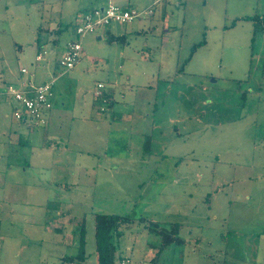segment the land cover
I'll list each match as a JSON object with an SVG mask.
<instances>
[{"label": "rangeland", "instance_id": "obj_1", "mask_svg": "<svg viewBox=\"0 0 264 264\" xmlns=\"http://www.w3.org/2000/svg\"><path fill=\"white\" fill-rule=\"evenodd\" d=\"M109 1L153 13L87 32L62 70L77 13ZM249 16L264 0H0V89L54 79L47 135L0 95V264H100L97 214L132 220L118 262L264 264V23L254 35Z\"/></svg>", "mask_w": 264, "mask_h": 264}, {"label": "built area", "instance_id": "obj_2", "mask_svg": "<svg viewBox=\"0 0 264 264\" xmlns=\"http://www.w3.org/2000/svg\"><path fill=\"white\" fill-rule=\"evenodd\" d=\"M157 2L155 0V3ZM152 13L151 9L145 11L136 8H126L112 1H109L107 5L94 7L91 10L83 12L77 18L76 34L78 39L65 43L62 53L57 57V65L64 71L75 67L76 63L84 55L81 37L87 32L104 28L113 21L127 23L145 14ZM46 55L47 51L43 50L42 52H38L35 59L36 61H42ZM20 72L25 74L27 73V69L21 67ZM53 82L54 79L36 84L29 77L25 80H20L18 84H5L4 88L0 89V95L10 96L19 103L20 107L13 113L16 121L35 126H44L47 123V115L53 106ZM98 88H103V84H98ZM96 95L97 97L104 96L101 90H98ZM103 98L106 101L105 97ZM103 110L105 109L102 108ZM125 262L121 260L115 264H125Z\"/></svg>", "mask_w": 264, "mask_h": 264}, {"label": "trees", "instance_id": "obj_3", "mask_svg": "<svg viewBox=\"0 0 264 264\" xmlns=\"http://www.w3.org/2000/svg\"><path fill=\"white\" fill-rule=\"evenodd\" d=\"M247 19L254 22L255 27L253 29V33L255 35L257 31L256 24L260 23V21H263L264 23V17L261 18L258 16H254V17L249 16L247 17ZM109 39L112 41L116 38L114 36H110ZM105 99L107 101L106 97ZM131 221L132 220L129 219L128 217H123L120 215H111V214L110 215L108 214H97L96 215L95 244H96L97 261L100 264H115L116 262H118V260H120V258L118 259L116 258L117 245L115 242V237L116 236L118 237L121 235V232L119 230L120 227L123 225L125 227H128V225H130L128 223H130ZM152 230H155V228H153ZM177 231H178L177 226H173L170 232H165L163 228L159 230L158 233H161L163 236L161 246L164 247L168 243L173 242V241L180 242L181 240H179L176 237ZM84 243H85V238H84V235H82V238L80 241L81 247L84 246ZM76 257L78 258L79 262L85 259L83 252L78 253Z\"/></svg>", "mask_w": 264, "mask_h": 264}, {"label": "crops", "instance_id": "obj_4", "mask_svg": "<svg viewBox=\"0 0 264 264\" xmlns=\"http://www.w3.org/2000/svg\"><path fill=\"white\" fill-rule=\"evenodd\" d=\"M156 1H158L157 3H159L160 1L159 0H156ZM156 4V3H155ZM84 11H80V12H78L77 13V15H76V18H78V16H80V14H82ZM98 39H101L102 37L101 36H98L97 37ZM64 46H65V44L62 46V48L64 49ZM57 48H61V47H57ZM57 57V56H56ZM31 77V79L33 80V82H35L36 84H38L37 82H36V79H35V76H34V74H33V76H30ZM106 98H107V100H110L111 99V97L108 95V94H106ZM52 111H53V106H52V109L49 111V113H48V115H47V123L49 122V120L51 119V114H52ZM46 123V124H47ZM44 125V126H41L40 127V129H38V130H36V131H39V134H42V135H47L48 134V132H51V130L49 129H45V127L47 126V125ZM35 129H37V128H35ZM34 129V130H35ZM48 131V132H47ZM54 230H59V229H57L56 227L54 228ZM94 234H95V231H94ZM95 246H96V244H95ZM95 250V249H94ZM94 250H93V252H94ZM94 255V254H93ZM95 256V255H94ZM94 259L97 261V259H96V256L94 257Z\"/></svg>", "mask_w": 264, "mask_h": 264}]
</instances>
